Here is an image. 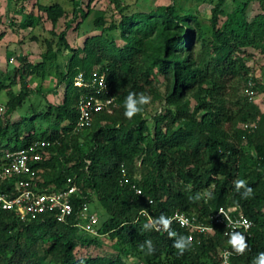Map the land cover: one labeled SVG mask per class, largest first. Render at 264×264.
Wrapping results in <instances>:
<instances>
[{
  "label": "trees",
  "instance_id": "obj_1",
  "mask_svg": "<svg viewBox=\"0 0 264 264\" xmlns=\"http://www.w3.org/2000/svg\"><path fill=\"white\" fill-rule=\"evenodd\" d=\"M223 2L220 0L213 10L215 58L206 66L193 69L186 63L190 33L184 23L188 20L173 5L159 6L149 13L124 16L108 28L121 31L123 45L92 38V45L99 52L97 62L106 61L96 75L105 76L106 89L99 91L87 76L82 77L83 85L78 86L77 73L60 70L65 91L59 104L50 103L42 113L33 107L31 116L16 123L3 121L0 114V139L14 145L11 152L48 142L39 149L43 158L33 164L36 187L53 192L64 188L67 178L73 177L83 190V198H72L74 215L67 223H59L51 215L22 222L15 213L0 210V264H135L142 257L147 264H218L220 250L233 246L222 227L212 235L197 236L201 242L192 241L179 255L173 244L180 235L188 236V230L173 223L171 228L177 236L172 238L164 231L145 230L143 225L149 218L143 212L155 219L161 214L170 218L180 211L207 223L220 207H237L253 222L247 249L233 257L232 263L254 264L264 254V112L253 102L237 101L229 106L227 99L232 81L245 73L244 48H260L264 54V13L249 21L246 4L238 12L225 14L221 10ZM39 9L53 25L65 14L60 4L39 5ZM223 15L226 18L220 24ZM173 27L179 32L169 38L166 31ZM153 33L158 34L169 55V60H161L159 71L175 76L169 102L176 107L165 110L160 124L147 138L142 134L143 123L124 116V102L129 92L146 93L155 85L153 71L140 65ZM92 48L88 47L87 54L97 55ZM183 55H188L185 60L179 58ZM43 58L38 65L28 68L46 70L53 56L44 54ZM29 73L23 66L21 77ZM3 87L0 84V91ZM186 91L192 93V108L187 102L182 103ZM27 93L25 84L18 92H9V116L27 100ZM90 97L103 102L116 100L120 106L109 112L107 105L93 113L92 119L94 115L100 116L110 124L95 132L87 145L79 142V133L92 127L93 121L82 129L78 122L80 102ZM246 123L256 127L245 129ZM68 138L77 142L72 154L65 158L71 165L46 178L44 171L56 168L53 150L59 147L65 152ZM243 143L248 144L249 151L244 150ZM138 159H142L139 168L135 165ZM6 161L0 160V165ZM138 172L140 178L135 177ZM237 179L246 181L252 189L248 198L242 197L244 189L235 190L233 181ZM135 187L141 188L140 195ZM86 188L107 211L98 230L114 242L115 254L77 257L74 253L80 244L100 241L92 235H77V212L83 202L90 201ZM146 240L153 243L152 254H147L146 248L140 250V244Z\"/></svg>",
  "mask_w": 264,
  "mask_h": 264
},
{
  "label": "rangeland",
  "instance_id": "obj_2",
  "mask_svg": "<svg viewBox=\"0 0 264 264\" xmlns=\"http://www.w3.org/2000/svg\"><path fill=\"white\" fill-rule=\"evenodd\" d=\"M219 2L220 0H0V84L4 85L0 91V105L3 107L0 114L3 121L10 120L16 123L25 116H31L34 112L33 107L37 108V113H42L50 103L59 104L65 91V81L60 70L68 72L71 69L72 72L69 71L71 74L77 73L76 82H82L80 78L87 76L89 82L95 86L97 84L95 76L100 74L106 61L97 62L99 52L92 45L94 42L92 38L99 37L102 41L108 42L114 40L117 44L123 45L121 31L108 28L124 16L136 12L149 13L159 6L173 5L179 15L188 20L184 23L189 27L190 33L189 61L186 63L193 69L206 66L215 58L212 18L213 10ZM53 4H60L65 10L64 16L56 25H53L39 9V5ZM245 4L246 17L249 21L255 15L264 13V0H224L221 10L225 14H231L241 10ZM225 18L224 15L220 18V24ZM177 32L179 31L176 27H173L166 31V35L172 38ZM183 35L186 37L187 33ZM89 46L94 48L92 49L97 55L87 54ZM244 50L242 58L245 59V73L232 81L227 97L228 104L231 106L237 101L253 102L258 105L261 112H264V54L260 48L253 46L245 47ZM44 54L53 56L46 70L39 67L28 68L29 65L35 67L42 62ZM187 56L179 58L185 60ZM163 58L169 60V55L163 49L158 34L153 33L147 40L145 55L140 59L141 67L153 71L155 75V85L145 93L150 95L152 100L143 106L142 112L132 118L136 123H143L142 134L147 138L153 134L157 124H160L159 120L166 113L165 110L176 107L169 102L176 84L175 76L172 72L166 75L159 71ZM23 66L30 72L24 78L21 77ZM24 84L28 90L27 100L9 116L7 113L9 92H18ZM183 94L182 103L187 102L192 108L195 103L192 93L186 91ZM111 103L112 107L108 103V107L105 108L109 112L112 108L120 106L116 100H111ZM92 121V127L79 133V142L88 145L95 132L102 126L110 124L106 118L95 115ZM66 141L68 148L65 152H63L65 149L61 150L59 147L53 150L56 168L46 169L44 171L46 178L54 177L64 167L71 165L65 158L72 154L74 144L77 142L70 141V138ZM242 146L244 150H250L248 144L243 143ZM13 147V144L8 145L6 141L0 139V160L7 158ZM141 162L142 159L137 160L135 164L137 168ZM135 177H141L139 172ZM85 191L90 199L86 202L88 205L86 212L95 214L98 221L94 226H89L88 220L81 219L77 235L84 238H91L92 235V238L98 237L100 241L98 244L86 242L80 244L74 253L77 257L115 254L117 251L114 242L106 235L100 234L98 230L106 219L107 211L91 190L86 188ZM134 263L147 264L144 257L135 260Z\"/></svg>",
  "mask_w": 264,
  "mask_h": 264
},
{
  "label": "built area",
  "instance_id": "obj_3",
  "mask_svg": "<svg viewBox=\"0 0 264 264\" xmlns=\"http://www.w3.org/2000/svg\"><path fill=\"white\" fill-rule=\"evenodd\" d=\"M11 59L13 60V58ZM80 79L82 82H76L78 86L83 85V79ZM95 80L99 91L106 89L105 76H95ZM110 102V100L103 102L94 97L83 98L80 102L78 128L82 129V127L89 125L93 113L103 110ZM2 110L3 107L0 105V113ZM254 127H256V124H244L245 129ZM47 144L48 142L41 141L28 149L12 151L8 154L7 161L0 165V210L15 213L22 222H27L39 215H51L59 223H67L74 215L72 198L74 196L82 197L83 194L81 186L77 184L73 177L67 178L64 188L53 192L42 191L34 185L33 164L43 158L39 149ZM135 190L137 193H142L139 187H135ZM87 210L88 205L83 202L82 207L77 212L76 226L80 225L81 219L88 220L89 226H94L97 223L96 215L86 212ZM146 215L148 218L151 217L147 213ZM170 218H172V224L176 223L186 228L188 236H191L192 241H197L198 244L201 240L197 236L212 235L219 226L222 227L225 236L232 237L234 233H239L244 236L245 242L252 234L253 222L237 207H220L207 223L198 220L194 214L189 215L180 211H176ZM157 227L163 229L162 224H157ZM238 255L234 250V246L221 249L218 253V264H233V257Z\"/></svg>",
  "mask_w": 264,
  "mask_h": 264
},
{
  "label": "clouds",
  "instance_id": "obj_4",
  "mask_svg": "<svg viewBox=\"0 0 264 264\" xmlns=\"http://www.w3.org/2000/svg\"><path fill=\"white\" fill-rule=\"evenodd\" d=\"M152 97L141 92L139 94L135 92H129L124 102V116L131 120L134 116L143 111V106L151 102ZM234 188L237 192H240L241 189H244L242 197L248 198L252 194V189L247 186L246 181L237 179L233 181ZM140 195V193H138ZM211 196V193H208ZM199 196L196 197L198 199ZM192 199V198H190ZM146 214V213H145ZM157 224H162L163 229L157 227ZM172 218L166 217L161 214L158 218L149 217L148 222L143 225L145 230H156L164 231L168 233L169 238L176 237L177 232L171 228ZM191 236L180 235L176 243L173 244V247L178 250L179 255L183 253L190 247L192 243ZM230 243L234 246V250L237 254L242 255L247 249V244L243 235L239 233H234L231 237ZM140 250L144 251L147 249V254H152L155 249L151 240H146L144 243L140 244ZM254 264H264V254L259 255V259L254 260Z\"/></svg>",
  "mask_w": 264,
  "mask_h": 264
}]
</instances>
